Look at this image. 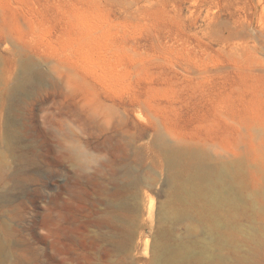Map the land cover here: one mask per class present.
Masks as SVG:
<instances>
[{
  "label": "rangeland",
  "instance_id": "1",
  "mask_svg": "<svg viewBox=\"0 0 264 264\" xmlns=\"http://www.w3.org/2000/svg\"><path fill=\"white\" fill-rule=\"evenodd\" d=\"M160 137L234 169L215 247L264 264V0H0V264H151Z\"/></svg>",
  "mask_w": 264,
  "mask_h": 264
},
{
  "label": "bare ground",
  "instance_id": "2",
  "mask_svg": "<svg viewBox=\"0 0 264 264\" xmlns=\"http://www.w3.org/2000/svg\"><path fill=\"white\" fill-rule=\"evenodd\" d=\"M43 77V72L38 70L32 62H24L22 74L15 83L11 99L30 95L31 88L39 86ZM9 134L12 139L16 138V131L12 125ZM159 144L167 152L169 168L172 171L166 183L174 186L175 206L171 205L167 211L161 209L158 212V232L162 241L164 238L165 241H155L151 264H228L229 261L217 252L215 244H221L225 237L221 229L226 225L223 224L219 211L228 202V191H237L236 181L231 173L234 169L227 165H208L207 157L202 152L184 153L171 149L162 137L159 139ZM184 158L188 160L184 162ZM239 168H241L240 165ZM227 179L233 180V183L227 185ZM148 180L154 182L153 178ZM138 182L136 177L131 176L133 185ZM235 197L238 198V195L235 194ZM205 199L209 203L206 207L198 209L194 205L195 202ZM126 206L125 202H121L116 208L122 210ZM131 229L130 227L128 232ZM199 240L203 241L200 245ZM124 244L121 245V249L125 248ZM1 251L2 241L0 240L2 255ZM3 263L13 264L7 259ZM234 264L249 263L236 260Z\"/></svg>",
  "mask_w": 264,
  "mask_h": 264
}]
</instances>
